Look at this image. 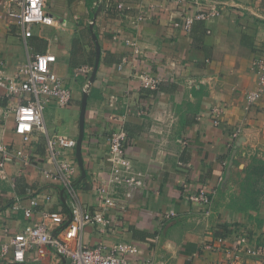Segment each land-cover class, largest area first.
Masks as SVG:
<instances>
[{
  "label": "crops",
  "instance_id": "0c3cea01",
  "mask_svg": "<svg viewBox=\"0 0 264 264\" xmlns=\"http://www.w3.org/2000/svg\"><path fill=\"white\" fill-rule=\"evenodd\" d=\"M5 1L0 0V66L15 75L33 55L53 53L54 71L73 91V100L65 108L49 103L44 113L47 134H37L26 145L15 133L16 101L0 88V140L29 153L33 162L29 168L9 163V182H0V264H23L1 256L9 235L36 223L44 211L68 212L66 192L63 201V188L45 179L40 168L47 160V136L77 139L79 135L86 78H75L74 70L94 67L96 45L90 23L99 6L93 32L101 58L90 85L82 146L88 185L79 183L80 170L74 184L85 209L93 213L101 208L96 189L109 177L108 138L119 126L127 133L129 159L147 178L127 210L106 214L110 225L104 232L94 225L85 227L84 244L93 248L132 243L141 250L137 257L130 256L133 264H222L226 253L206 248L217 238L226 239L229 248L236 246L241 234L252 243L264 242V169L253 174L249 165H264V97L250 109L245 99L256 86L253 63L264 54V0H220L221 16L196 23L190 33L171 27L182 21L171 0H126L122 11L115 0H103L97 9L96 0H44L46 11L64 26L61 30L34 26L30 38L9 16ZM143 8L148 18L135 27L133 20ZM116 35L139 42L141 54L133 71L161 70L170 80L157 90H147L129 77V67L119 71L117 66L132 56V49ZM111 97L117 99L112 107ZM140 109L145 113L139 115ZM237 129L240 137L229 147L230 135ZM70 156L75 157V151ZM250 177L252 184L244 183ZM202 187L217 190L208 217L188 198ZM47 195L52 199L42 201L28 219L24 209L31 199ZM171 212L176 216L166 218ZM28 258V264H67L51 249L43 257L33 253Z\"/></svg>",
  "mask_w": 264,
  "mask_h": 264
},
{
  "label": "built area",
  "instance_id": "2783aa9c",
  "mask_svg": "<svg viewBox=\"0 0 264 264\" xmlns=\"http://www.w3.org/2000/svg\"><path fill=\"white\" fill-rule=\"evenodd\" d=\"M126 0H115L117 9L124 10ZM103 0H96L95 6L102 4ZM176 4L179 17L182 21H174L171 27L190 33L198 22L209 21L221 16L222 3L220 0H171ZM5 6L8 14L23 31L25 38L33 36L34 26H46L61 30L62 22L46 11L44 0H6ZM148 18L143 8L133 20L136 27ZM91 22L90 24H92ZM115 39L123 41L119 36ZM125 45L132 49V56L124 58L117 66L119 71L129 67V77L136 79L143 89L157 90L170 80L164 71L154 72L145 68L133 71L131 68L137 57L141 54L139 42L134 39H124ZM57 57L53 53H39L33 55L26 65L18 68L15 75H9L5 68L0 66V88L7 92V97L16 101L13 108L15 133L21 137L23 144L30 145L37 134L46 135L44 113L51 102L58 107L65 108L73 100V91L65 84L63 79L54 71L53 66ZM256 75V86L246 93V108L250 109L264 97V54L254 61L252 66ZM93 67L84 65L74 70V76L86 78L83 92H89V77ZM116 97H111L109 106H114ZM145 111L140 109L139 115ZM220 124L216 117L214 125ZM241 130H235L229 138V147L235 145L240 137ZM127 133L122 127L113 129L108 138L106 160L110 164V174L106 181L100 183L96 195L101 201V208L93 213L81 204L79 193L74 179L79 167L76 158L72 155L77 145V139L66 135L47 136L45 148L46 163L40 171L45 179L58 188L65 189L68 199V212L57 213L44 211L36 223L29 224L25 229L13 235L2 246L1 256L10 257L13 262L28 264L29 255L35 253L43 257L48 249L55 255L67 261V264H133L130 256L137 257L141 250L129 242H119L113 246L98 244L93 248L87 247L83 242V232L86 226L94 225L104 232L110 225L106 214L111 210L125 211L134 194L145 186L146 174L137 170L126 150ZM17 163L21 168L32 166L30 154L22 149H16L0 140V182H9L7 166ZM179 166H184L182 162ZM217 190H208L205 187L190 193L189 200L202 208L204 216L211 214V206L216 198ZM50 195L33 197L30 206L24 209L29 219L36 215L35 208L42 201H50ZM18 209V206L15 207ZM176 213L171 212L166 218H173ZM53 233L56 236L52 237ZM206 248L214 252H224L227 260L222 264H243L248 260L252 264H264V242L252 243L251 239L241 234L236 238V246L229 248L226 239L217 238ZM31 260V259H30ZM145 264H153L147 261Z\"/></svg>",
  "mask_w": 264,
  "mask_h": 264
},
{
  "label": "water",
  "instance_id": "95a60500",
  "mask_svg": "<svg viewBox=\"0 0 264 264\" xmlns=\"http://www.w3.org/2000/svg\"><path fill=\"white\" fill-rule=\"evenodd\" d=\"M101 10H102V6H99V8L97 9V12L94 16V21L90 26V29H91L92 35H93V39H94L95 45H96V60H95V64L93 67V71H92L91 76L89 78V85H91L95 80V77H96V74H97V71L99 68V64H100V58H101V46L99 44L98 37L93 32V24L97 20ZM88 98H89V92H84L83 97H82V101H81V111H80V116H79V135L77 137V145L75 148V157H76V161H77V164H78V167L80 170L79 183H83L85 186L88 185V180H87L88 177H87V171H86L84 159H83L82 146H83V141H84V137H85V119H86ZM60 196H61V199L63 201H65V199H66L65 189H61ZM54 236H56V233H53L52 237H54Z\"/></svg>",
  "mask_w": 264,
  "mask_h": 264
},
{
  "label": "rangeland",
  "instance_id": "374dc122",
  "mask_svg": "<svg viewBox=\"0 0 264 264\" xmlns=\"http://www.w3.org/2000/svg\"><path fill=\"white\" fill-rule=\"evenodd\" d=\"M249 165H251V168H250V170L252 171V173L254 174H256V173H259L260 171H261V169H264V165H262V164H258V163H255V164H249ZM264 171V170H263ZM235 180H236V182L237 183H240L241 184V180H240V178L239 177H235ZM252 177H250V178H248L247 179V181H244V183H248L249 185L250 184H252ZM242 185V184H241ZM250 189L251 190H253V188L252 187H250Z\"/></svg>",
  "mask_w": 264,
  "mask_h": 264
},
{
  "label": "trees",
  "instance_id": "16d2710c",
  "mask_svg": "<svg viewBox=\"0 0 264 264\" xmlns=\"http://www.w3.org/2000/svg\"><path fill=\"white\" fill-rule=\"evenodd\" d=\"M97 8H98V6L95 9H97Z\"/></svg>",
  "mask_w": 264,
  "mask_h": 264
}]
</instances>
